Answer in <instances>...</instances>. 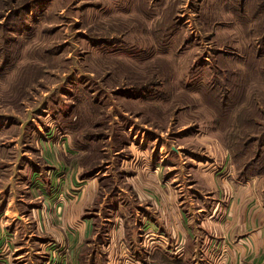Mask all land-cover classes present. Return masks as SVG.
<instances>
[{"label": "rangeland", "instance_id": "1", "mask_svg": "<svg viewBox=\"0 0 264 264\" xmlns=\"http://www.w3.org/2000/svg\"><path fill=\"white\" fill-rule=\"evenodd\" d=\"M142 165L264 196V0H0V241L56 264L68 169L100 204Z\"/></svg>", "mask_w": 264, "mask_h": 264}, {"label": "crops", "instance_id": "2", "mask_svg": "<svg viewBox=\"0 0 264 264\" xmlns=\"http://www.w3.org/2000/svg\"><path fill=\"white\" fill-rule=\"evenodd\" d=\"M75 168L68 169L75 179L70 174L64 182L59 221L38 229L57 240L62 255L56 264H264V196L252 190L244 195L245 183L252 189L254 181H219L213 170L200 168L196 189L177 185L170 191L154 165H142L137 177L125 181L129 193L120 187L122 195L96 204L99 188L83 178L84 167ZM220 187L230 195L215 194ZM17 217L22 230L17 223L15 232L30 235L24 217ZM16 243L0 241V264H40L30 259L29 239Z\"/></svg>", "mask_w": 264, "mask_h": 264}]
</instances>
